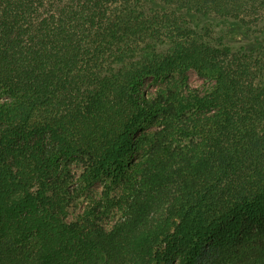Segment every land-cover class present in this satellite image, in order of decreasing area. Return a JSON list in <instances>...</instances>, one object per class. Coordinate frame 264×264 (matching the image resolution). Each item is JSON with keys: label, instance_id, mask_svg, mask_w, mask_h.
Here are the masks:
<instances>
[{"label": "trees", "instance_id": "obj_1", "mask_svg": "<svg viewBox=\"0 0 264 264\" xmlns=\"http://www.w3.org/2000/svg\"><path fill=\"white\" fill-rule=\"evenodd\" d=\"M0 264H264V0H0Z\"/></svg>", "mask_w": 264, "mask_h": 264}, {"label": "rangeland", "instance_id": "obj_2", "mask_svg": "<svg viewBox=\"0 0 264 264\" xmlns=\"http://www.w3.org/2000/svg\"><path fill=\"white\" fill-rule=\"evenodd\" d=\"M230 28L232 29L233 34L237 36L241 37L246 35L245 28L238 24H233L230 26ZM168 81H173L179 85L178 87L182 92H187L188 89L193 88H196L200 91H206L211 85V80L209 77L198 74L194 69H188L179 73L175 72L173 75L168 77ZM158 83H160V81L156 82L155 85ZM117 172V169L112 167L107 174L103 175L93 185H85L82 191L94 199H98L100 196H103V193L106 191L111 196L121 193L123 185L121 184V180L116 178ZM80 205L81 202H78L70 209V217H74V215L78 212Z\"/></svg>", "mask_w": 264, "mask_h": 264}]
</instances>
